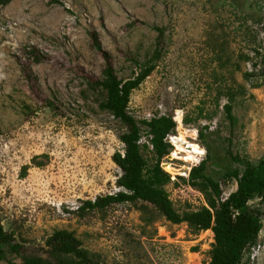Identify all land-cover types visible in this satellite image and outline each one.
<instances>
[{"label": "rangeland", "instance_id": "1", "mask_svg": "<svg viewBox=\"0 0 264 264\" xmlns=\"http://www.w3.org/2000/svg\"><path fill=\"white\" fill-rule=\"evenodd\" d=\"M57 1L0 6V224L24 256L47 257V240L67 230L104 264H208L214 234L194 235L152 206L147 215L130 204L78 213L83 202L122 191L113 157L124 152L125 129L100 109L105 96L92 85L103 80L106 62L91 35L98 34L123 81L160 51L129 112L139 122L176 121L162 168L172 178L167 192L175 209L193 212L204 197L180 178L206 159L205 146L216 156L211 172L225 199L238 184L223 173L240 168L226 151L264 160V0ZM229 98L234 127L225 112ZM142 132L148 144L147 128ZM181 133L205 151L198 164L175 158ZM144 156L151 160L152 148ZM250 205L263 210V230L243 264H264V204ZM9 260L20 261L8 252Z\"/></svg>", "mask_w": 264, "mask_h": 264}, {"label": "trees", "instance_id": "2", "mask_svg": "<svg viewBox=\"0 0 264 264\" xmlns=\"http://www.w3.org/2000/svg\"><path fill=\"white\" fill-rule=\"evenodd\" d=\"M49 1L59 4L57 0ZM12 2L0 0V6L5 7ZM91 38L94 49L102 54L106 62L103 80L92 85L93 88H100L105 96L100 109L120 121L125 129L120 136L124 152L116 153L113 157V162L122 172L118 180L122 191L116 195L99 197L95 201L83 202L78 213L85 216L90 212H105L113 205L130 204L140 205V212L147 215L150 214L149 206H152L167 222L173 225L186 224L194 235L208 231L214 234L208 264H243L247 251L258 244L263 230V210L252 207L250 203L259 199L264 204V160L254 164L228 149L227 158L240 168H225L221 179L236 180L238 184L237 190L225 199L220 179L211 172L213 166H219L216 156L211 147L205 146L206 159L191 169L188 179L180 178L184 184L203 195L205 204L196 211L179 213L167 192L172 178L162 168L164 159L172 152L173 147L168 138L176 133L177 123L172 116L139 122L129 112L133 92L156 70L160 51L157 50L150 61L140 65L139 73L133 78L123 81L116 75L110 56L103 51L98 34L93 33ZM234 100L229 98L225 106L232 127L237 123L233 114ZM142 127L148 130V144H142ZM205 130L208 128L199 132L200 139L205 138ZM150 148L153 158L148 160L144 151H150ZM46 247L47 257L24 256L14 235L7 233L0 224V261H7V264H104L83 247L74 233L67 230L54 232L47 240ZM8 252L19 257L20 261H8Z\"/></svg>", "mask_w": 264, "mask_h": 264}, {"label": "bare ground", "instance_id": "3", "mask_svg": "<svg viewBox=\"0 0 264 264\" xmlns=\"http://www.w3.org/2000/svg\"><path fill=\"white\" fill-rule=\"evenodd\" d=\"M175 142H176V146H177L176 148L177 149H176V154H174L176 157L175 156L174 157L179 158L180 160H182L188 164L189 163L198 164L200 158H202L205 155V151L198 144L190 143L186 139V137L183 133H181V135L179 137L175 138ZM183 154H184V156H183ZM171 170L173 171V169L170 167L169 171H171ZM189 170H191V169L189 168Z\"/></svg>", "mask_w": 264, "mask_h": 264}, {"label": "built area", "instance_id": "4", "mask_svg": "<svg viewBox=\"0 0 264 264\" xmlns=\"http://www.w3.org/2000/svg\"><path fill=\"white\" fill-rule=\"evenodd\" d=\"M171 139H173V137L172 136H169V140H171ZM190 187V186H189ZM191 188V187H190ZM193 189V188H192ZM200 193V192H199Z\"/></svg>", "mask_w": 264, "mask_h": 264}]
</instances>
